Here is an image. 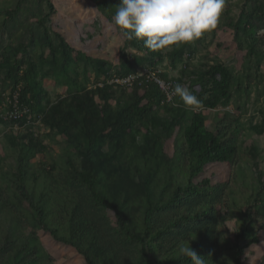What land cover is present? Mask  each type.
Masks as SVG:
<instances>
[{
  "label": "rangeland",
  "instance_id": "obj_1",
  "mask_svg": "<svg viewBox=\"0 0 264 264\" xmlns=\"http://www.w3.org/2000/svg\"><path fill=\"white\" fill-rule=\"evenodd\" d=\"M120 3L0 0V264H85L75 248L54 240L51 230L85 249L92 264H184L176 258L183 256L180 248L187 240L198 241L205 264H235L234 248L240 249V264H264V0H227L215 30L154 55L112 23ZM45 34L56 49L52 53ZM57 34L70 58L56 52ZM27 63L35 65L36 97L23 106L27 113L21 119L10 121L5 114ZM155 67L199 99L208 98L213 80H219L210 70L223 67L230 75L228 101L213 109L186 107L178 96L175 106L155 102L148 120L125 135L123 155L114 154L116 111L123 112L144 90L110 81ZM105 85H110L109 110L100 115L98 89ZM84 94L94 104L92 138L110 160L105 183L116 166L112 181H124L120 168L132 156L142 167L141 160L148 158L141 156L142 149L155 140L172 162L148 164L156 171L150 185L155 208L149 218L151 246L145 244L143 252L72 175L88 139L82 125L57 126L50 109L61 104L74 113ZM198 112L206 130L236 143L237 152L230 164H209L190 174L181 129L189 113ZM252 127H262L263 134ZM71 134L79 139L75 142ZM130 198L123 205L126 220L139 228L146 203L138 193ZM252 238L256 244L247 246Z\"/></svg>",
  "mask_w": 264,
  "mask_h": 264
},
{
  "label": "trees",
  "instance_id": "obj_2",
  "mask_svg": "<svg viewBox=\"0 0 264 264\" xmlns=\"http://www.w3.org/2000/svg\"><path fill=\"white\" fill-rule=\"evenodd\" d=\"M57 39L59 40V46L57 51L62 57L70 58V52L63 44L62 37L57 34ZM46 47L52 53L56 49L52 46L49 37L45 34ZM146 49V48H145ZM149 55H154V52L146 49ZM70 54V55H69ZM76 57L73 58H77ZM153 69H158L157 67ZM160 70V69H159ZM212 77L218 76L219 80H213L212 91L208 98L200 99L203 103L204 109H213L218 105L221 100H224V104L229 98V80L230 75L226 69L223 67H214L210 70ZM36 71L35 65L32 63H27L26 69L22 71L19 78H17L15 83V88L18 90V103L21 106L28 105L29 100H34L36 97V81H35ZM127 75H122L126 77ZM118 77V78H122ZM161 77L165 78L161 73ZM166 79V78H165ZM114 85V84H113ZM176 85V83H175ZM110 85H105L102 89H98L101 93V100L103 102V107L99 109V114H105L109 109V90ZM118 86V85H117ZM127 90H144L142 94V99L137 98V100L124 109L123 112L116 111L115 117L119 120V124L113 127L111 133V139L113 140V153L122 154L124 151V138L125 135L129 133L131 127L140 121H147L151 108L155 102L159 105L162 99V94L154 85L148 86H132L130 88H125ZM14 92L12 93V95ZM177 96L173 99L170 104H164L162 106H175ZM144 102V103H143ZM143 103V104H142ZM88 107L90 110H88ZM94 107L91 96L88 94L81 95L79 97V102L75 105V112L72 113L66 110L61 104H55L51 107L52 121L59 126L61 123L68 125L69 127H79L82 125L83 132L86 134L87 141L84 150L81 152V163L80 167L77 169L72 167L71 172L74 178L84 186L88 194L92 199L103 206L107 210H110L115 218L116 226L119 232L127 239L135 241L141 246V251H144L145 244L147 248L150 249L151 238L148 235L151 233L149 228V218L150 214L154 211V205L152 201L153 191L150 185L155 181V170L148 167L149 162L153 161L155 164L160 161H165L166 164L172 163L171 160L167 159L164 154L163 149L158 147L157 141H153L149 147L142 149L141 156L148 158L141 160V166H139L136 159H129L123 167L120 168L121 175L124 176V181L120 178L112 181L111 173L116 171L117 166L114 167V171L111 170L109 173V181H103V174L105 169L109 164L108 154L103 153L98 146L95 139L92 138L91 134H96L92 128L91 120L93 118L92 109ZM84 112V110H86ZM108 109V110H107ZM91 114L89 116L88 114ZM84 114V117L79 120V116ZM87 116V118L85 117ZM173 123L175 121H172ZM91 125V126H90ZM253 132L257 135H262V127H252ZM182 130V137L184 144L187 148L188 155V169L190 174H196L201 172L205 165L209 164H230L237 152V145L233 141L225 143L220 137L214 136L208 132L205 128V118L202 113H189L188 120ZM71 137L75 140L79 139L78 135L71 134ZM154 138V137H153ZM78 146L80 144L78 143ZM171 170V169H170ZM19 175L22 177L23 173L19 170ZM131 173V175H130ZM157 179V178H156ZM98 186L103 188V191H98ZM155 186V183L152 185ZM155 188V187H154ZM180 189L175 190V194ZM113 193V194H112ZM138 195L146 203V209L144 210L142 223L139 228H134L132 224H129L126 220V214L123 205L130 200V196ZM50 235L54 240L70 245L76 249V251L82 256L85 264H92L89 255L85 249L79 247L76 243L70 239H64L58 237L55 231H50ZM151 236V235H150ZM197 240L189 241L191 248L199 256L202 253V247L197 244ZM256 244V239L252 238L247 246ZM240 249L234 248V260L235 264H240ZM184 264H192L190 258L183 255L181 258H176ZM150 264V263H149Z\"/></svg>",
  "mask_w": 264,
  "mask_h": 264
},
{
  "label": "clouds",
  "instance_id": "obj_3",
  "mask_svg": "<svg viewBox=\"0 0 264 264\" xmlns=\"http://www.w3.org/2000/svg\"><path fill=\"white\" fill-rule=\"evenodd\" d=\"M227 0H121L112 23L128 40L137 39L153 52L189 44L218 27ZM178 96L186 107L199 109L202 101L187 87L176 84L169 99ZM192 264H205L189 240L180 248Z\"/></svg>",
  "mask_w": 264,
  "mask_h": 264
},
{
  "label": "built area",
  "instance_id": "obj_4",
  "mask_svg": "<svg viewBox=\"0 0 264 264\" xmlns=\"http://www.w3.org/2000/svg\"><path fill=\"white\" fill-rule=\"evenodd\" d=\"M110 84L118 85L124 88H130L135 85H154L162 94V99L160 101L161 105L170 104L176 97L173 96L171 99H169V94L172 92V89L175 86V81L161 77V71L159 69H152L151 71L140 76L128 75L122 78H113L111 79ZM11 97V109L5 114V118L10 121H17L27 113V109L19 105L17 92H14Z\"/></svg>",
  "mask_w": 264,
  "mask_h": 264
}]
</instances>
